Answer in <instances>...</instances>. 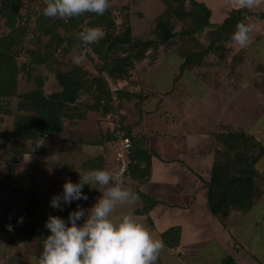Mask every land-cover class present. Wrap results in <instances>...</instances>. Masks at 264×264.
<instances>
[{"label": "trees", "instance_id": "1", "mask_svg": "<svg viewBox=\"0 0 264 264\" xmlns=\"http://www.w3.org/2000/svg\"><path fill=\"white\" fill-rule=\"evenodd\" d=\"M117 1L111 0V7L103 16L87 13L65 21L43 16L45 0H0V28L3 29L0 35V121L13 120L11 133L0 129V163L12 170L14 164L36 156L38 145L49 139L103 147L105 152L85 161L83 168L105 169L109 148L124 135L131 141L127 155L130 163L124 180L133 182L143 202L134 214L147 217V222L152 224L150 213L160 202L142 193L141 187L152 179V159L157 154L150 152L143 138L135 134V125L130 124L124 114V103H134L141 109L152 94L147 90L145 69L153 67L161 54L171 51L182 59V74L177 83L184 73L196 71L210 59L221 69H228L230 77L240 80L243 74L239 67L248 51L241 49L230 59L233 46L230 37L238 23H249L248 16L252 13L235 10L223 23L215 24L211 22V10L204 3L160 0L165 9L155 20V37L144 38L133 34L131 6H113ZM138 3L139 0H134L133 4ZM94 27H101L106 33L99 42L84 45L75 38L77 32ZM178 27L180 30L176 32ZM85 49H88L86 53ZM78 53L84 54L88 61L77 66L73 60ZM143 62L145 68H139ZM256 72L264 74V65L257 63ZM51 77L59 89L49 93L46 84ZM261 81L264 83V76ZM21 83L35 87L23 92ZM252 83L264 91L257 77ZM91 113L100 115L96 120L99 126L102 122L109 124L106 130L101 128L99 138L94 142L77 140L76 134L80 131L63 138L66 125L76 127L90 120ZM222 131L220 141L216 139L220 149L217 148L211 179L206 185L209 208L221 221L229 217L232 209L247 213L264 197L258 180L261 173L256 168L264 157V145L233 126L222 127ZM8 136L11 140L6 146L3 141ZM6 181V185L12 182ZM4 185L0 176V189H4ZM11 185L8 186V202L2 206L5 210L13 205L22 208L25 202L27 216L18 224L24 221L27 236L38 241L40 257L44 240L50 235L45 223L54 212L39 215L42 192H33L31 187L24 186L17 192L10 189ZM1 220L5 226L6 214ZM160 237L165 248L177 250L181 245V228L171 227ZM221 264L236 262L227 257Z\"/></svg>", "mask_w": 264, "mask_h": 264}, {"label": "rangeland", "instance_id": "2", "mask_svg": "<svg viewBox=\"0 0 264 264\" xmlns=\"http://www.w3.org/2000/svg\"><path fill=\"white\" fill-rule=\"evenodd\" d=\"M196 1L204 3L212 11L211 22L215 24L223 23L225 19L236 10L233 9L234 7L231 4V0ZM133 3L134 0H118L113 6H131V26L135 36L144 38L155 37V34H153L154 25L156 26L155 20L165 9L163 3L160 0H139L138 4ZM257 14L261 19L260 21L255 17V12L252 13L251 16H248L249 23H256L257 25V31L254 33V38L257 39H253V42L245 48L248 54L243 64H241L242 66L239 67V72L243 74L240 80L236 81L234 78L230 77L228 69H221L216 63H212L210 59L205 61L196 71L184 73L177 83V78L182 74V59L173 51L168 54H161L153 67L149 68V70L147 68L145 69L147 72L145 75L147 78L146 80H148L149 83L147 90L148 92H152L150 98L145 101L141 109L137 108L134 103H124L123 111L128 122L135 125V128H138L139 132L147 136H162L169 133L177 135H194L195 137H190V139L195 138L199 140L200 143H198V145L202 146L203 149L208 147V151L211 141H214V137L219 140L221 134H224L222 127L225 126H233L237 131H244L250 138L254 137L264 145V91L261 90V87L255 86L252 83V80L257 77L261 85L264 86L263 81H261L264 74L260 73L259 75V73L256 72L257 63L264 65V16H262L264 12L260 11ZM179 30L180 27L177 28L176 32ZM2 31L3 29L0 28V35ZM160 50L163 51L164 47ZM239 50L241 49L238 46H232L230 59L237 54ZM80 55L81 54L78 53L76 57ZM87 61L86 58L83 60V62ZM145 66L146 63L143 62V64L139 65V68L143 67L144 69ZM142 76L143 74L140 75V77ZM51 79L54 81H51V85L47 89L49 93L59 89L54 77H51ZM34 87V84H20V90L23 92L33 90ZM100 118L99 114L91 113L90 120L81 122L76 128V131H80L76 134L77 140H94V137L99 134L98 131L101 128L106 130L109 124L107 122H102L101 126H99L96 120ZM6 120L7 121L1 129L8 130L9 127L13 125V120L11 118H7ZM1 124L2 123H0V125ZM65 128L66 131L64 130V135H67L66 138H68L70 132L74 131V127L68 125ZM10 140V136H8L3 141V144L7 146ZM220 145L221 148H223V144ZM218 147L220 149V146ZM100 152L101 150L98 147L86 145L66 146L61 143H51L46 140L39 146L36 159H45L44 161L47 162V165L42 172L38 169L35 178L36 182L32 183L31 174H33V172L30 170L31 173L27 174L29 168L26 167H21L17 170L14 169L13 177L23 181L27 187L30 185L29 187L33 189V192H42V210L39 215L50 214L56 210L53 216L61 217L70 225V221H68L69 213L78 210V208H91L97 202L98 198L102 197V192L96 188H90L89 185H85L83 192L88 196V199L86 201L83 199L73 201L70 205L64 207L62 211L52 208L50 206V200L54 195L63 193V185L67 180L76 183L80 179V172L81 174H87L83 171L69 169L67 164H70V162L75 165L82 164L84 161L100 155ZM103 152H105L104 148ZM203 153L206 154L204 150ZM47 155L48 158H45L44 156ZM217 157L218 160L221 159L220 156ZM106 158L108 162H110L109 164L114 162L116 164L115 167H117V164L120 165V163L115 161V157L112 155V149L110 148ZM127 161L128 160L125 159L124 162ZM79 167L80 166H76L75 169ZM115 167L109 165L108 171L115 174ZM211 167L212 166L208 164L206 166L207 169L202 173H199L198 170L195 171L191 168L184 167V169H186V173L185 171L184 173L191 177L194 174L195 176H193L199 180L198 184L203 186L204 184H209V182H206L210 179V173L213 170V167ZM4 168L3 172L7 174L12 171L9 170V166L6 164ZM256 168L261 173V177L258 180L260 186H263L264 189V157L257 163ZM65 171H71V176H69V178L65 176ZM177 175V173L163 172L161 176H164L166 179H172ZM183 180L185 183L187 182L186 178H183ZM156 182L159 183L161 181L157 179ZM6 183L7 182H4L5 185ZM123 187L134 194H138L135 185L130 179L125 181ZM13 188L14 190L16 189L15 186H13ZM197 190V192H199L200 187H198ZM145 191L153 194V196L155 195V198L159 201L165 203L171 201L169 197L170 193L166 185L158 186L154 181ZM196 194L195 192L193 195L196 196ZM4 195H0V205L7 204L4 200ZM201 197L197 194L198 200H202ZM162 205L166 206V209L169 208V210L164 212L162 218L151 215L154 221V227H151V224L147 222V217L134 214L135 210L142 206L140 198L135 203H126L118 206L112 214V219L115 221L124 215H132L139 223L150 230L154 238L160 239V231L162 229L168 226L179 225L181 219L186 216V214H178L170 211L172 208L169 204L162 203ZM262 205L263 203L259 202L258 206L255 208L259 209ZM21 206L25 211V202L22 203ZM167 214L172 215L168 216ZM0 215V217H4L5 213L0 212ZM86 216L87 213L85 214V218ZM77 223L82 224L83 219L77 221ZM37 243L38 241L35 238H28L24 245L26 249L19 250L21 252L17 253L19 256L14 257L13 255L10 259V255L14 252L12 249L6 259L0 257V264H38L39 256L37 254ZM178 253L164 247L157 264H186L183 259H180ZM204 256L205 255H203V257ZM203 259L204 258L199 257L197 262H201Z\"/></svg>", "mask_w": 264, "mask_h": 264}, {"label": "crops", "instance_id": "3", "mask_svg": "<svg viewBox=\"0 0 264 264\" xmlns=\"http://www.w3.org/2000/svg\"><path fill=\"white\" fill-rule=\"evenodd\" d=\"M250 11L252 13L255 12V17L260 21L261 19L257 13L260 11L264 12V7L254 8ZM253 39L256 40L257 38ZM51 81L53 82L54 80L49 78V81L46 84V90L51 85ZM6 121L7 120L0 121V123H2L0 125V129ZM67 126L68 125L65 127ZM78 126L74 127V131H76ZM1 130L3 132L11 133L12 125L8 130ZM64 130L66 131V128ZM100 130L98 131L99 134H101ZM135 130V134L138 136V138H143L150 152L157 154L152 159V179L148 184L141 187V192L155 198V195L153 196V194L145 191V189L155 181L156 185L158 186L166 185L170 193L169 197L171 201L165 203L158 200L160 203L150 213V217L151 215H154L158 218H162L164 212L169 210V208L166 209V206H163L162 203L167 205L169 204L172 208L170 211L174 213L186 214V216L181 219L179 225L168 226L160 231V234H162L174 226H179L181 228V245L177 250L171 251H176L177 253L179 252L178 254L180 255V259H183L186 264H221V262L227 257H232L236 264H264V197L260 200L263 205L259 209L255 208L259 203H257L247 213H242L232 209L229 217L221 221L212 214L209 208L208 189L207 187H204L206 185H201V187L198 184V178H195L194 174L192 177L185 174L186 169H184V167L191 168L195 171L198 170L199 173H202L205 169H207L206 166L208 164H210L212 167L214 166L216 151L218 148L216 138L214 137V141H211L208 151V147L203 149L202 146L198 145V143H200L199 140H196L195 138L190 139V137H195L194 135H177L169 133L162 136H147L139 132L138 128ZM99 134L94 137V140L85 142H94L97 138H99ZM66 136L67 135H64L63 138H66ZM48 141L50 140L48 139ZM50 142L61 143L66 146L73 145L64 144L63 142L57 140ZM9 145L10 143L7 146ZM86 146L98 147L101 150L100 153H104L103 147L101 146H93L92 144H88ZM203 150L206 152V154L203 153ZM36 156H29L24 161L14 164V168L11 172H9L8 175L7 173L3 172L5 169V163H0V176L1 180H3V183L8 182L6 180H12V182H9L7 185V188L4 185V189H0V191H2L0 192V195L5 194L4 200L6 203L8 202L7 199L9 198V185L14 184L16 191H19L23 186L27 187L23 181L13 177L14 169L17 170L21 167L29 168L27 174L33 172V174H31V180L32 183H35L38 169H40L42 172L44 167L47 165V162L44 161L45 159H36ZM44 157L48 158V155ZM84 162L79 165H75L70 162V164H67V167H69V169L71 168L73 170L88 173L89 170H85L83 168ZM109 163L110 162H108L105 168L106 170H108L109 165H113L114 167L116 166L114 162L111 164ZM76 166L80 167L75 169ZM116 169L117 167L114 168V173ZM70 172L71 171H65L64 174L67 176V178L71 176ZM163 172L177 173L178 175L172 179H166L164 176H161L163 175ZM210 174L212 175V172ZM183 178H186V183L184 182ZM155 179H158L161 182L158 183ZM210 179H208L206 183L210 182ZM29 186L30 185H28V187ZM198 187H200L199 192H197ZM158 190L161 191L160 189ZM195 192L198 194V196L200 195V197L203 195L201 197L202 200L197 199V194L196 196L193 195ZM54 212H56V210H54ZM167 215L170 216L172 214ZM151 220L153 221L152 217ZM153 224L154 221L151 224V227H154ZM26 231L25 223L21 222L20 229L18 230L17 234L11 233L12 235H7V232L4 229L3 220H1L0 217V257L6 259L12 249L14 252H12L10 255V259L13 257V255L14 257L19 256L17 253H21L19 250L26 249V246L24 247V245L26 244V240L30 238L27 236ZM203 255L205 256L203 257ZM199 257L204 259L201 260V262H197Z\"/></svg>", "mask_w": 264, "mask_h": 264}, {"label": "clouds", "instance_id": "4", "mask_svg": "<svg viewBox=\"0 0 264 264\" xmlns=\"http://www.w3.org/2000/svg\"><path fill=\"white\" fill-rule=\"evenodd\" d=\"M231 4L238 11L252 10L264 7V0H231ZM45 5L44 17L67 21L87 13L103 16L111 7V0H45ZM256 31V24L240 22L230 37V43L244 49L253 42ZM105 35L103 28L94 27L77 32L75 38L84 45H91ZM87 51L85 49V53ZM84 59L85 55L81 54L73 62L78 66ZM118 169L117 164L115 174L106 169L80 173L78 182L67 180L63 185V193L51 198L50 206L62 211L64 205L88 199L83 192L85 185L103 194L91 208H78L70 212V226L59 216H49L45 227L50 235L44 240L38 264H157L164 249L163 241L154 238L150 230L132 215H124L115 221L112 219L118 206L135 203L139 199L138 194L123 187L126 175L123 178L116 174ZM13 186L11 190H14ZM82 219L83 223L78 224L77 221Z\"/></svg>", "mask_w": 264, "mask_h": 264}, {"label": "built area", "instance_id": "5", "mask_svg": "<svg viewBox=\"0 0 264 264\" xmlns=\"http://www.w3.org/2000/svg\"><path fill=\"white\" fill-rule=\"evenodd\" d=\"M130 149L131 141L124 135L121 136L120 141L112 148V155L115 157V161L117 163H120V165L118 164L119 169L116 174L121 175L123 178L127 174V165L130 163L129 161L124 162L125 159H127V155L129 154ZM0 211L5 212L8 219L6 225L4 226L6 232L17 234L19 230L18 222L27 216L26 211H24L21 207L15 205L10 206L7 210H5L4 207L0 206ZM9 228H11V230H9Z\"/></svg>", "mask_w": 264, "mask_h": 264}]
</instances>
